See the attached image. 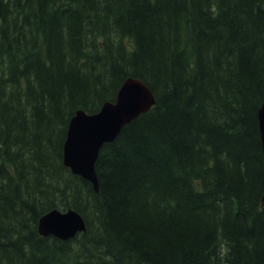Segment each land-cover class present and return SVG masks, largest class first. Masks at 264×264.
Listing matches in <instances>:
<instances>
[{
    "label": "trees",
    "instance_id": "16d2710c",
    "mask_svg": "<svg viewBox=\"0 0 264 264\" xmlns=\"http://www.w3.org/2000/svg\"><path fill=\"white\" fill-rule=\"evenodd\" d=\"M127 77L156 103L96 193L63 143ZM263 102L264 0H0V264H264ZM55 208L87 231L40 236Z\"/></svg>",
    "mask_w": 264,
    "mask_h": 264
},
{
    "label": "water",
    "instance_id": "95a60500",
    "mask_svg": "<svg viewBox=\"0 0 264 264\" xmlns=\"http://www.w3.org/2000/svg\"><path fill=\"white\" fill-rule=\"evenodd\" d=\"M155 103L154 94L142 80L128 78L120 87L115 103H105L96 114L78 110L67 130L63 148L64 166L91 181L98 191L99 181L95 168L100 150L106 143L113 142L124 126L149 111ZM258 119L264 151V104L258 110ZM38 228L42 235L69 240L79 232L86 231V223L75 210L61 213L55 209L40 219Z\"/></svg>",
    "mask_w": 264,
    "mask_h": 264
},
{
    "label": "bare ground",
    "instance_id": "6f19581e",
    "mask_svg": "<svg viewBox=\"0 0 264 264\" xmlns=\"http://www.w3.org/2000/svg\"><path fill=\"white\" fill-rule=\"evenodd\" d=\"M99 158V157H98ZM95 170H96V168H95ZM96 173H97V170H96ZM98 178V177H97ZM56 210H58L59 212H61V213H66L67 211L66 210H60V209H58V208H55ZM40 234V233H39ZM41 235V234H40Z\"/></svg>",
    "mask_w": 264,
    "mask_h": 264
}]
</instances>
